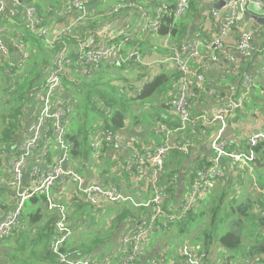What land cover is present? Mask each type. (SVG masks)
Listing matches in <instances>:
<instances>
[{
  "label": "built area",
  "instance_id": "obj_1",
  "mask_svg": "<svg viewBox=\"0 0 264 264\" xmlns=\"http://www.w3.org/2000/svg\"><path fill=\"white\" fill-rule=\"evenodd\" d=\"M24 1L0 0V57L4 60V75L10 94L14 93L17 80L25 73L31 54L22 43L8 34V29L3 24L5 20L13 21L22 14L25 28L44 38L53 52L50 66L40 83L23 100V131L17 136L13 146L0 151V196L8 194L5 191L12 192L7 214L0 220V241L11 236L22 225L26 202L43 193L47 198L48 210L56 218L50 251L56 257L57 263L98 264L99 260L94 255H85L78 250L70 251L75 228L70 222L67 206L55 198V192L63 189L69 193L74 204L89 205L95 215L101 214L103 208L111 204H132L135 208L148 209L151 215L129 219V230L122 235L119 246L100 259L108 263L111 261L109 256L114 255L118 264H140L144 259L147 238L153 233L171 230L167 226L168 222H178L186 218L197 208L199 199L210 190L214 182L226 179L229 174L238 177L240 183L235 184V190L238 191L242 190L240 184L248 177L251 191L264 202V185L255 176V160L258 157L252 149L264 143V129L251 132L246 138L242 135L243 131L239 130L240 120L233 122L236 115L247 110L257 86L256 80L245 73L224 91L209 90V95L218 97V104L211 110L197 111L194 104L203 99L201 94L206 92V88L204 75H199L196 86L192 87L191 64L202 56L204 47L200 41L194 39L179 46L172 58L180 72V80L176 83V98L172 104V112L180 121V126L171 130L166 124L159 123L156 131L158 135L166 134L165 141L146 143L132 133L104 128L97 129L92 136L91 147L94 151L107 149L129 156L125 170L132 176L134 190H150L151 199L138 203L127 190L113 182L106 183L92 177L84 179L78 172L79 164L73 157L75 142L69 138L74 123V109L64 84L65 78L69 75V79L74 81L73 72L90 77L101 66L120 68L124 65H142V50L138 44L129 47V37L120 42L102 43L99 29L89 32L85 40L78 44L68 46L65 41L67 38L76 37L78 31L82 33L87 20L85 9L91 5V0H69L70 16L63 17V22L50 28L44 24L36 8H27ZM190 2L191 0L178 1L174 10L177 19L188 13ZM249 3L250 0H226V5L220 11L211 12L214 22L219 24V34L206 48L212 50V54L203 61L202 67L205 71H221L228 63L237 66L239 56L253 59L257 55H264V45L259 47L255 44L256 35L263 33L261 27L240 32L236 47L239 56L230 53L226 47L233 30L244 21ZM255 4L264 11V0H256ZM126 7L139 11L144 16V25L155 35L159 34L163 15L169 9L164 5L151 16L150 11L140 1L130 0L118 3L113 12H120ZM58 45L61 47L58 48ZM261 74L264 75V64ZM227 126H232L234 131L237 130L246 139L245 144L249 151H230L233 144L218 137L211 143L210 152L198 156L201 162L208 164L197 169L189 193L186 195L184 189L178 201L172 205L171 197L175 195V191L171 192L170 189H176L180 181L179 177L171 176L166 167L170 154L177 151L183 157H189L201 146L202 136H209L211 139L216 132H222ZM209 130H212L210 135ZM210 139L205 140L204 144L209 143ZM2 205L6 206L5 203ZM168 208L172 210L168 211ZM257 211L264 217L263 205L257 204ZM113 217L111 216L112 220ZM166 255L168 249L161 250V255L154 264H168L162 258ZM210 261L204 252L185 243L175 264H211ZM260 262V258H246L232 263L226 257L219 264Z\"/></svg>",
  "mask_w": 264,
  "mask_h": 264
},
{
  "label": "trees",
  "instance_id": "obj_2",
  "mask_svg": "<svg viewBox=\"0 0 264 264\" xmlns=\"http://www.w3.org/2000/svg\"><path fill=\"white\" fill-rule=\"evenodd\" d=\"M32 1L25 0L24 2L25 4H31ZM97 1L101 2L102 0H91V4ZM116 1L127 2L130 0ZM200 2L201 0H191L188 13L181 19L175 17V5L168 6L169 9L163 15L162 27L159 32L160 36L170 35L182 40L187 34L189 25L195 21L201 11ZM32 3L34 4V2ZM35 7L38 14L43 17V11L46 8L43 9L40 4L35 5ZM46 13L49 17H53V12ZM86 16L87 20L84 25L86 32L97 30L99 20L94 18L95 10ZM3 24L7 28L15 24L16 26L20 25L19 31H16L13 37L24 45L30 52L31 58L28 61L25 73L17 80L16 88L11 98H8L10 92L4 75V60L0 61V75L1 81H3V89L1 90L5 100L0 106L4 109L3 114L0 112V151L3 148L12 146L17 136L23 131V100L26 98L27 93L40 83L50 66L51 53L53 52L46 45L44 38L29 32L25 28L22 14H19L13 21L5 20ZM77 33L76 37L65 40L68 46L76 45L80 41L85 40L86 33L83 34L79 31ZM57 47L60 48L61 45ZM124 69H126V66L120 68L101 66L93 74L94 78L91 82L88 77L80 76L74 72L73 77L80 76V80L75 79L72 81L65 78V82L71 81L78 87L75 94L70 96L74 109V123L71 126L69 138L75 142L73 157L77 160L78 169L81 171H85L84 165L101 157L108 160L107 156L110 153L113 154L111 150L107 149L97 152L92 149V136L97 129L104 128L128 132L136 136L140 134L145 138L146 143H161L166 140L167 136L165 133L157 134L155 126L158 123L166 124L171 130L180 126V121L172 112V104L175 98L172 81L177 78L178 73L175 72L172 75H168L169 73L165 71L147 82L140 92L129 95V81L121 74ZM81 79H85L83 80L85 82H81ZM258 91L260 93L263 91L264 93V85H260ZM249 111L246 110V112ZM242 114L244 113L236 115L233 122L244 120V117L241 116ZM208 132L210 135L212 130ZM180 137L185 136L180 135ZM209 139V136H207L206 141ZM252 149L261 162V168L255 165L256 169L263 171L264 143H261L258 147H252ZM230 151H249V147L239 141L238 145H231ZM171 154L177 160V165L173 166L170 160L166 162L170 175L178 177L179 174L185 172L184 179L188 173H191L190 182L196 177L197 169L202 168L207 163L201 162L199 157L196 159L192 155L188 158H181V154L177 151ZM191 158H195L196 161L194 160L195 163L188 169L184 162ZM99 181L108 183L112 181V178L103 175ZM238 182V177L231 174L224 180L214 182L210 190L199 199L196 209L191 211L183 220L168 222L167 226L170 228L178 227L179 232L189 235H192L194 230L202 226L203 230L200 237L194 241L201 247L198 250L204 252L211 261L216 254V248L213 247L218 246L230 253L228 258L232 263L233 261L246 258H260L261 262L259 264H264V217L257 211V204L264 206V202L254 192H252L254 200L240 202L238 194L242 190H235V184ZM243 184L244 182L240 185L243 186ZM119 187L122 188L121 185ZM132 190V194H130L134 197L145 191ZM170 190L174 192L175 188L173 187ZM133 193H137V196L133 195ZM142 195V200H145V197L150 198L147 193ZM171 199L173 205L177 201L176 195H173ZM28 201L26 202V212L21 225L23 227L20 231L18 230L20 227L17 228L16 230L18 231L14 230L11 236L0 241V264H58L56 257L50 251V240L56 218L52 212H48L46 209L47 198L43 193H40L31 197ZM65 204L68 210L70 208V211H73V214L80 210V217L85 218V221H87L86 216L88 213L90 215L93 214L92 217L98 219L89 205L74 204L75 206H72L68 202H65ZM105 208L107 212L109 211V214L112 213L114 215L113 220L109 223V228L102 229L92 236H87L89 239L86 241L79 240L77 245L72 244L70 251L78 250L85 255L91 254L97 258H103L107 255V252L102 249L112 241L116 231L124 222L130 218H141L151 215L148 209L135 208L132 204H111ZM167 210L170 211L172 209L168 208ZM79 222L81 220L77 223H72L75 231L76 228H81V225H83L82 222L81 224ZM37 224L40 225L37 226ZM227 224H229L230 228L225 227ZM12 239L14 241L11 242ZM98 249L99 252L97 251Z\"/></svg>",
  "mask_w": 264,
  "mask_h": 264
},
{
  "label": "crops",
  "instance_id": "obj_3",
  "mask_svg": "<svg viewBox=\"0 0 264 264\" xmlns=\"http://www.w3.org/2000/svg\"><path fill=\"white\" fill-rule=\"evenodd\" d=\"M102 1H107L106 6L104 7V10H102V12H100L99 14H95V17H94L99 20L98 29L102 36L100 41L102 43L120 42L122 39L129 37L131 38V41L127 45L134 47L136 44H138L142 50L144 63L138 66L137 65L136 66L124 65L126 66V69L123 70V71H129V72H131L132 70L134 71L137 70L143 74V75L141 74L137 75L139 76L138 78H135L136 75H133L132 72H131V75L133 78L130 75H128L129 72L124 74L128 80H129L128 77L135 79L134 82H132V80L130 82L132 83L131 85L134 88H136V92H140L143 89L144 85L147 82L153 80L157 75L164 73L165 71L169 73L168 75H172L176 72L178 73V76L172 81L173 86H174L173 92L176 98V93H177L176 83L180 80V72L179 70H177L172 58L174 56L176 49H178L179 46H181L182 44L186 43L189 40L194 39L196 41H200L204 47L202 51V56L198 60L193 61L191 64L192 87L194 88L196 86L197 77L199 75H204L205 76L204 85L206 88V92L201 94V97L203 99L200 100L199 102L198 101L195 102L194 108H196V110L199 112H201L203 109H208V110L213 109V107L218 104L219 99L217 96L209 95L208 91L211 89H218L220 91H224L225 89H227V87L231 83H236L242 77V75L246 73V74L252 75L255 78L256 83H257V86L249 100L250 105L249 103L247 105V111L250 110V108L253 105L252 103H254L253 102L254 99H256L255 96L257 97L260 94V92L258 91L259 86L264 85V75L261 74V70L264 64V55L260 54V55L255 56L253 59H244L237 54L236 47L239 41L240 32L254 29L256 27H261L263 29V33L261 35H256L255 37V44L259 47H262L264 45V26L258 25L256 21H254L253 19H250L249 21H246L244 19V21L241 22L233 30V32L231 33L232 35L229 38L227 45H226L227 50L230 53H233L239 56L238 57L239 64L237 66H234L228 63L226 67L221 71H217L216 69H213L211 71H205L202 67L203 61L207 60L212 54V50H207L206 48L212 44V42L217 38L219 34V24L214 22L211 16V12L214 10L213 9L214 3L220 0H201L200 2L201 11L198 14L197 18L195 19V21H193V23L189 25L187 34L182 40L176 39L170 35L160 36V34L158 35L153 34L152 30L149 27L144 25V16L141 15L140 12L134 8L126 7V8L121 9L120 12H117V13L113 12L118 3H124V2H117L116 0H102ZM133 1H136V2L140 1L144 5V7L150 11L151 16H153L158 12V10L162 6L176 5L179 0H152V1L151 0H133ZM60 9H61L60 12L62 13L63 17L70 16L69 15L70 13L69 4L65 5L63 3ZM62 19L63 18L59 20L60 23L63 22ZM12 27H15V26H12ZM16 27L17 29H19L20 25ZM7 29L9 32L11 27ZM89 32L90 31L86 32L85 27L82 29V33L84 34L86 33V35ZM12 38L14 37L12 36ZM147 66L149 68L153 66L154 67L153 69H147L146 70L147 72H146L145 69ZM255 103L257 104H254V105H258V106H254V107H258L260 109L264 108V98H263V101L259 100L258 102H255ZM247 115H248V112L246 111L244 112V114L241 115L242 117H244V121L247 120L248 118ZM174 116L176 115L174 114ZM22 122L24 125V119ZM137 135L139 136L141 140L145 141V138H143L140 134H137ZM173 152H176V151H173ZM208 152H210V148H208V143H206V144H203L197 147V149L193 152L192 156H195L197 159V157L200 156L201 154L208 153ZM107 157H108V160L106 159L105 160L107 161L106 166L108 168V173L114 174L115 175L114 179L118 182V184L121 185L122 188H124L125 190H127L129 193L132 194V191H133L132 189H134V187H132L133 186L132 176L129 175L127 172L123 173V170H125L126 160L128 159L129 156H125L119 151H114L113 154L110 153L109 156ZM115 157L117 161H115L114 159ZM181 158H188V157H183L181 155ZM103 159L104 158L101 157L98 160L92 161L89 164L84 165L85 172L88 173V175L86 176V179L91 178V177L95 178L93 173L95 174L101 173L102 175H104L103 171L100 168L98 169L96 168V165H99ZM168 160H170L173 166L177 165L176 164L177 160L174 159L173 154H170V157ZM194 160L195 158L193 159L191 158L190 160H187V161L185 160L184 162L185 166L189 169L195 163L196 160L195 161ZM188 169H183V170L187 171ZM184 174L185 172H182L178 176L180 182H179V185L175 189V195H176L177 201L180 198L181 193L186 188L185 182L187 180L190 181L191 179L190 177L191 173L190 174L188 173L187 176L183 179ZM62 190L63 189L57 190L55 192V197L63 198L65 200L60 199L61 202L67 201L68 204H72V206H75L73 199L69 197V193L65 190L64 192H61ZM5 192L9 193V191H5ZM144 193L145 194L147 193V195H149L150 197L149 200H150L152 197V192L150 190L142 191L137 196V199L138 200L142 199L143 198L142 194ZM3 195L0 196V198H3ZM11 199H12V195L7 202L5 200H1L2 202L6 204V206H3L2 205L3 203L1 204L2 206H1V211H0V220L7 214V209L10 204ZM140 201H143V200H140ZM72 212L73 211H70V208H69V214L70 213L72 214ZM78 215L80 216V214ZM99 215L100 216L96 215V217L98 218V217L104 216V218L101 220L94 219L95 222L99 223V222L106 221V223H104L101 226V229H99V231L102 229H108L110 225L109 223L112 221L111 216H114V215L112 213L109 214V211L107 212L105 207L103 208V212ZM90 217L92 218V216ZM80 220L85 221L86 219L82 218ZM85 224L89 225L90 222L85 221ZM129 227H130V222L128 220L124 222L122 226H120V228L116 231L112 241L109 244H107L102 250H105L107 254H110L111 251H114L119 246L122 235L124 234V232L129 230L128 229ZM79 230H80L79 228H76L75 235L73 237L72 242L70 243V246L72 244L73 245L79 244L78 241L81 239L82 241H86L89 239L87 237L89 236L88 233L86 232L87 230L80 231V232ZM145 250L146 251H145L144 259L142 262H140V264H150L151 261L156 262V260L161 255V252L159 253V248H155L151 253L147 252L148 249H145ZM97 251L99 252V249ZM96 253H92V254H96ZM97 259L99 260L98 264H118L117 258H115L114 255L109 256V259L111 261L108 263H104L102 260H100L103 258H97ZM173 261H174L173 264H175L177 261V256L173 259Z\"/></svg>",
  "mask_w": 264,
  "mask_h": 264
},
{
  "label": "rangeland",
  "instance_id": "obj_4",
  "mask_svg": "<svg viewBox=\"0 0 264 264\" xmlns=\"http://www.w3.org/2000/svg\"><path fill=\"white\" fill-rule=\"evenodd\" d=\"M32 2H34V4L32 3ZM31 2V4H25V2H24V4H25V6L28 8V7H32V8H36L35 7V5H37V4H40L42 7H43V9H45L46 8V10L45 11H43L44 12V16L42 17V16H40V17H42L43 18V20H44V24L48 27V28H50V27H52V25H56V24H59V20L61 19V18H63V15H62V13L60 12V7H61V5L63 4V3H65V5H68L69 4V0H33ZM106 2L107 1H101V3H100V5H99V7L95 10V14H99L100 12H102V10H104V7L106 6ZM37 10V9H36ZM46 12H49V13H52L53 12V17H49V15L46 13ZM45 17V18H44ZM48 17V18H47ZM15 27H11V29H10V31L8 32V34L10 35V36H14L15 34H16V32L15 31H17L18 32V29H17V27H16V24L14 25ZM91 32V31H90ZM84 34V33H83ZM67 39H69V38H67ZM47 45V44H46ZM73 45V44H72ZM49 48V47H48ZM50 49V48H49ZM51 50V49H50ZM52 51V50H51ZM0 61H1V58H0ZM153 61V60H152ZM28 66V65H27ZM136 66V65H135ZM154 67V66H153ZM153 67H146V69H145V71L147 70V69H153ZM26 69H27V67H26ZM122 73V76L123 77H125V79H127L126 78V76L124 75V74H126V73H128L129 71H121ZM132 72V74L133 75H136L135 76V78H138L139 76H137V75H143L142 73H140V71H137V70H132L131 71ZM131 72H129V74L128 75H130L131 77H132V75H131ZM147 72V71H146ZM88 77V79H90L89 81L91 82L92 80H93V75L92 76H87ZM129 78V82H128V84H129V86H128V93H129V95H134V93H136V88H134L131 84V80H132V82H134L135 81V79H132V78H130V77H128ZM75 79H77V80H80V76H78V77H75ZM83 80H85V79H81V82H85V81H83ZM0 81H1V75H0ZM138 81H139V79H138ZM64 84H65V86L67 87V89H68V92H69V95L70 96H73L74 94H75V92L77 91V89H78V87H77V85H74V83L73 82H65L64 81ZM1 89H3V81H1L0 82V106L3 104V102H5V100H4V98H3V96H4V94H3V91L1 90ZM13 94L14 93H11L10 95H8V98H11V97H13ZM10 96V97H9ZM6 98H7V96H6ZM255 98L256 99H254V103H252L253 105L254 104H257V103H255V102H258L259 100H261V101H263V98H264V93H263V91L256 97L255 96ZM249 105H250V103H249ZM252 105V107L250 108V111L248 112V118H247V120H240V127H239V130L241 131H243L242 132V135L244 136V137H248L249 136V134L251 133V132H254V131H257V130H259V129H262V128H264V108H262V109H260V108H258V107H254ZM0 112H1V114H3V112H4V109H3V107H0ZM156 124V123H155ZM159 124V123H158ZM158 124L155 126V129L157 130V128H158ZM235 135L238 137V139L241 141V143L242 144H245V141H246V139L245 138H243L239 133H238V131L236 130L235 131ZM202 138V141H201V145H203L204 143H205V140L207 139V137H201ZM150 145V144H149ZM115 159V161H117V159H116V157L114 158ZM77 161V160H76ZM106 163H107V161L105 160V159H103L102 161H101V163L99 164V165H96V168L98 169V168H100L102 171H103V174L104 175H106V176H109V178H112V181L111 182H113V183H115V184H118V182L114 179V177H115V175L114 174H109L108 173V168H107V166H106ZM126 166V165H125ZM78 172L82 175V177L84 178V179H86V176L88 175V173H86L85 171H81L80 169H78ZM123 173H126V170H123ZM94 174V177L97 179V180H99L100 178H102L103 177V175L101 174V173H93ZM255 176H256V179H257V181L260 183V184H262V185H264V170L263 171H259V170H257L256 169V171H255ZM250 179L247 177L246 178V180L244 181V184H243V186H241V188H242V192L240 193V194H238V200L240 201V202H247V201H249V200H254V198H253V196H252V191L250 190ZM119 186V185H118ZM185 186H186V191H185V194L187 195L188 193H189V190H190V187H191V182L189 181V180H187L186 182H185ZM132 187H134V182H133V186ZM61 192H64V190H62ZM9 195H7L6 193H5V195H3V198H0V205L2 204V203H4V202H2L1 200H5L6 202L10 199V197H11V195H12V192H9L8 193ZM133 195H135V196H137V193H133ZM56 198V197H55ZM135 198V200L138 202V203H145L146 201H148L149 200V198L148 197H145V200H143V201H140V200H142V199H140V200H138L137 199V197H134ZM56 199H58V201H60L61 202V200H65V199H63V198H56ZM61 199V200H60ZM11 201H12V199H11ZM11 201H10V203H11ZM29 202V201H28ZM64 202H66L67 203V201H64ZM63 204H65V203H63ZM66 205V204H65ZM47 209V211L48 212H50L49 210H48V207L46 208ZM25 212H26V208H25V211H24V214H25ZM80 213V210H78V211H76L74 214L72 213L71 215H70V222L71 223H76L77 221H79L80 219H82L78 214ZM90 216H92V215H90L89 213H88V215L86 216L87 217V222H90V224L89 225H86V224H84V220L83 221H81L82 223H83V225H81V228L79 227V232L80 231H85V230H87L86 232L88 233V235H90V236H92V235H94V234H96L97 232H99V229H101V226L104 224V223H106V221H103V222H99L98 224H97V222H95L94 221V217H90ZM100 216V215H99ZM104 218V216L103 217H98V219L99 220H101V219H103ZM23 220H24V215H23ZM81 222H79V224H81ZM40 224H37V226H39ZM229 224H227V226H225V227H229L230 228V226H228ZM23 227V226H22ZM21 226H20V228L18 229L19 231H20V229L22 228ZM172 228V227H171ZM30 229V228H29ZM18 230H16V231H18ZM202 230H203V227L201 226V227H199L198 229H196V230H194L193 232H192V235H189V234H186V233H181V232H179V230H178V227H173L171 230H162L159 234H156V233H153L151 236H149L148 238H147V241H146V243H147V248L146 249H148L147 250V252L148 253H151L155 248H159V253L161 252V250H163V249H168V255H166V256H163L162 258L164 259V261L165 262H167L168 264H173L174 263V261H173V259L176 257V256H178V254H179V252H180V249H181V247H182V245L183 244H185V243H187V244H189L190 246H193L195 249H201V247L197 244V243H195V239H197L198 237H200V235H201V233H202ZM82 233V232H81ZM13 238V237H12ZM12 241H14L13 239L11 240V242ZM199 246V247H198ZM213 248H216L215 249V251H216V254H215V258L214 259H212V261H210V263L211 264H219L220 263V261L223 259V258H226V257H228L229 256V252H227V251H225V250H223V249H221L220 247H216V246H214ZM146 251V250H145ZM155 262L154 261H151L150 262V264H154Z\"/></svg>",
  "mask_w": 264,
  "mask_h": 264
},
{
  "label": "water",
  "instance_id": "obj_5",
  "mask_svg": "<svg viewBox=\"0 0 264 264\" xmlns=\"http://www.w3.org/2000/svg\"><path fill=\"white\" fill-rule=\"evenodd\" d=\"M256 0H250L248 10L245 13V20L249 21L250 19H253L256 21L258 25L264 26V11L261 10L256 4ZM100 4V1H97L91 5H89L86 9L85 12L87 14H90L92 11L98 8ZM226 5V0H220L213 5V9L220 11L224 6ZM67 79H69V75L66 76ZM218 137H222L223 139L227 140L228 142L238 145L239 140L237 136L235 135V131L232 126H227L223 129L222 132H216L210 139L208 143V148H210L211 143L214 142ZM255 164L257 167L261 168V162L259 159L255 160Z\"/></svg>",
  "mask_w": 264,
  "mask_h": 264
}]
</instances>
